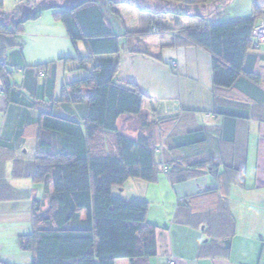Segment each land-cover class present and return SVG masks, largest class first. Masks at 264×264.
I'll use <instances>...</instances> for the list:
<instances>
[{
  "label": "crops",
  "instance_id": "crops-1",
  "mask_svg": "<svg viewBox=\"0 0 264 264\" xmlns=\"http://www.w3.org/2000/svg\"><path fill=\"white\" fill-rule=\"evenodd\" d=\"M6 1L0 0V12L11 5ZM18 1L11 13H0V24L14 29L17 19L29 18ZM43 1L49 7L21 25L20 64L12 74L17 86L8 95L0 92V261L7 264H31L33 254L19 247L18 238L33 230V201L47 202L43 184L28 174L41 133L40 111L52 110L83 130L86 126V104L74 102L68 87L70 99L60 98L63 86L86 75L79 58L88 48L83 41L73 44L54 15L55 7H73L83 0ZM108 1L116 17H121L119 5L151 19L165 16L157 3L162 0H140L139 5ZM220 4L221 10L215 3L210 13L213 21L224 23L251 17L253 7H264V0ZM179 7L172 12L183 13ZM11 17L16 21L8 22ZM120 21L122 30L115 32L122 36L128 29L126 21ZM172 36L140 37L159 60L124 50L98 56L118 62L117 79L133 82L147 96L140 114L126 113L117 120L121 134L148 137L155 152L154 179L129 178L111 188L126 200H146V221L156 226L155 254L132 264H264V60L255 66L257 81L241 76L230 87L215 88L210 54L197 45L175 42ZM250 51L264 56V41ZM36 66L43 67V75L27 73ZM114 136L101 132V144L108 146ZM200 161L203 167L194 164ZM115 264L131 261L118 258Z\"/></svg>",
  "mask_w": 264,
  "mask_h": 264
},
{
  "label": "trees",
  "instance_id": "trees-1",
  "mask_svg": "<svg viewBox=\"0 0 264 264\" xmlns=\"http://www.w3.org/2000/svg\"><path fill=\"white\" fill-rule=\"evenodd\" d=\"M111 2V14L118 15ZM21 4L29 18L17 19L14 29L0 24V86L5 95L17 86L12 74L20 64L21 25L49 7L43 0H22ZM263 10L255 5L251 17L224 23H206L196 14L198 25L182 24L179 17L189 15L188 12H172L174 26L153 23L151 28L127 30L120 36L98 0L55 7L54 15L72 43L83 41L88 48L87 55L79 58L86 75L63 86L60 98L70 99L68 87L74 102L86 104V126L83 130L78 122L52 110L40 111L37 117L41 133L28 174L43 184L47 202L33 201V230L18 238L19 247L33 254L31 264H115L118 258H127L132 264L134 259L156 252V226L146 221L147 201L126 200L111 191L112 186L129 178L150 181L155 177V152L149 138H129L117 128V120L123 114L141 113L147 96L133 82L117 79L118 62L98 56L124 50L159 60V55H152L139 41L140 37L169 33L175 42L197 45L210 54L215 88L230 87L241 76L257 81L255 66L264 56L250 50L256 48L252 46V31ZM11 21L16 19L11 17L8 22ZM42 70V66H36L27 68V73L40 74ZM100 131L115 135L108 146L101 144L104 137ZM97 134L100 141L96 143ZM194 164L203 167L204 162ZM185 178L179 176V180Z\"/></svg>",
  "mask_w": 264,
  "mask_h": 264
},
{
  "label": "rangeland",
  "instance_id": "rangeland-1",
  "mask_svg": "<svg viewBox=\"0 0 264 264\" xmlns=\"http://www.w3.org/2000/svg\"><path fill=\"white\" fill-rule=\"evenodd\" d=\"M72 2L74 0H71ZM77 1V0H75ZM79 1V0H78ZM102 9L105 11V14L108 15L110 14L111 18L108 17V20L110 19L109 22H111L113 24L114 30L117 31V33L119 32V28L122 30V23L120 21V18H122L124 21H126V27L127 29L130 31L132 29H139V28H143V29H148L151 28L154 24L156 23L158 24H163V25H169V26H174V20L172 19L171 13L172 10L174 9V7H176L178 4L180 5L178 9V11L183 12V13H189L190 16L188 15H183L182 20L185 19L186 22L182 23L183 25L185 23H187L188 25H198L199 23V18H196L194 16V14H199L201 15L204 20L206 21V23H211L213 20H215V18H213V16H211L210 10L213 9V4L217 5V9L221 10V2L223 0H219L218 2H215L213 0H162V1H157V3L161 6H163L164 10H168L171 13H163V15H165L164 17L162 16H156L153 19L149 18L148 15L142 13V11L136 10V9H132L131 12L128 11L127 7H125L124 5H119V12L121 17H116V15H112L111 11H110V6L107 5V2H109L108 0H98ZM116 1V0H114ZM129 1H134L135 3H137L139 5L140 0H129ZM180 1V2H179ZM6 2H8V4H11L9 6H6V8L1 11L0 13L3 14H7L5 11H9L10 13L12 12L13 9L16 8V4H19L20 1L18 0H7ZM22 2V1H21ZM66 6L71 3L66 2ZM78 3V2H76ZM181 3V4H180ZM23 4L26 5V3L24 2ZM143 4V2H142ZM168 15V16H166ZM191 17L192 20H189ZM151 19V20H150ZM194 20V21H193ZM119 27V28H118ZM152 35V34H151ZM154 36H160L156 33L153 34ZM150 36V35H149ZM153 37V36H152Z\"/></svg>",
  "mask_w": 264,
  "mask_h": 264
},
{
  "label": "built area",
  "instance_id": "built-area-1",
  "mask_svg": "<svg viewBox=\"0 0 264 264\" xmlns=\"http://www.w3.org/2000/svg\"><path fill=\"white\" fill-rule=\"evenodd\" d=\"M253 36V47H257L260 43L264 41V10L261 12L259 16V20L252 31ZM172 65L175 64L174 61L171 62ZM42 75V73H40ZM2 87L0 86V92H2ZM169 264H175L174 260H171Z\"/></svg>",
  "mask_w": 264,
  "mask_h": 264
}]
</instances>
